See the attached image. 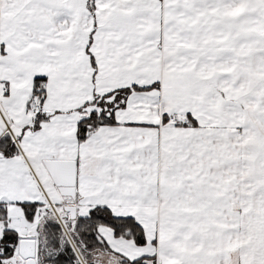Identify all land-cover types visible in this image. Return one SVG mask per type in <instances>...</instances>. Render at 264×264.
Returning <instances> with one entry per match:
<instances>
[{
	"label": "snow or ice",
	"instance_id": "snow-or-ice-1",
	"mask_svg": "<svg viewBox=\"0 0 264 264\" xmlns=\"http://www.w3.org/2000/svg\"><path fill=\"white\" fill-rule=\"evenodd\" d=\"M0 264H264V0H0Z\"/></svg>",
	"mask_w": 264,
	"mask_h": 264
}]
</instances>
